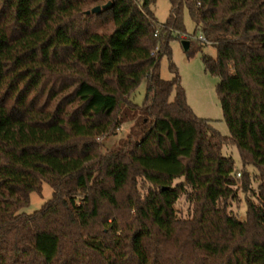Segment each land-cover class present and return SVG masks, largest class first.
<instances>
[{
	"label": "trees",
	"instance_id": "16d2710c",
	"mask_svg": "<svg viewBox=\"0 0 264 264\" xmlns=\"http://www.w3.org/2000/svg\"><path fill=\"white\" fill-rule=\"evenodd\" d=\"M108 1L0 0V264H264V0H170L163 23L154 0L86 13ZM186 10L216 47L202 59L229 136L194 113L173 64L161 76ZM43 182L51 197L23 212Z\"/></svg>",
	"mask_w": 264,
	"mask_h": 264
},
{
	"label": "rangeland",
	"instance_id": "374dc122",
	"mask_svg": "<svg viewBox=\"0 0 264 264\" xmlns=\"http://www.w3.org/2000/svg\"><path fill=\"white\" fill-rule=\"evenodd\" d=\"M153 11L159 23L166 21L170 14V0H154L152 5ZM184 24L186 33L179 35L174 33V37L170 39V54H165L160 63V73L164 79H171L174 76L170 65L173 64L177 69L181 84L186 91L188 104L194 113L200 117L209 119L213 127L223 135H230L228 125L223 116L220 97L218 94L219 77L205 69L203 63V55H211L216 57V47L211 43L200 39L201 33L196 30L195 23L191 19L190 14L186 10L184 13ZM183 40H191V47L186 50L183 46ZM146 93V81H143L139 87L131 95V100L137 104H142ZM132 122L128 121L117 129L116 133L106 139V149L114 146L120 139L126 138ZM223 154L232 156L236 164L242 167L241 155L238 147L234 144H226L223 146ZM253 172L254 167H247ZM239 178L242 176L237 175ZM257 181L252 183V188L256 189ZM52 187L43 182L40 192H32L31 201L28 206L22 209L25 213H33L41 207L52 195ZM251 194L250 192L247 193ZM244 192L238 189V198L229 201V210L238 215L240 219L246 217V203ZM177 215L179 217L188 218L192 213V204L183 195L176 203Z\"/></svg>",
	"mask_w": 264,
	"mask_h": 264
},
{
	"label": "water",
	"instance_id": "95a60500",
	"mask_svg": "<svg viewBox=\"0 0 264 264\" xmlns=\"http://www.w3.org/2000/svg\"><path fill=\"white\" fill-rule=\"evenodd\" d=\"M111 3H112V0L108 1V2H107L106 4H104L103 6H101V5H97V6L93 7L91 10H87L86 13L89 14V13H91V12H93V13L100 12L103 8H107V7H109V6L111 5ZM183 46H184V48H185L186 50H188L189 47H190V42H189V40H183Z\"/></svg>",
	"mask_w": 264,
	"mask_h": 264
},
{
	"label": "built area",
	"instance_id": "2783aa9c",
	"mask_svg": "<svg viewBox=\"0 0 264 264\" xmlns=\"http://www.w3.org/2000/svg\"><path fill=\"white\" fill-rule=\"evenodd\" d=\"M200 39L205 41V38L202 35H201ZM238 175H240V174L238 173Z\"/></svg>",
	"mask_w": 264,
	"mask_h": 264
}]
</instances>
